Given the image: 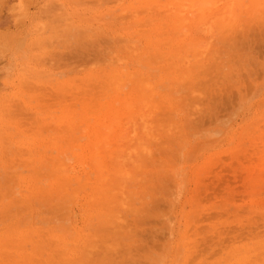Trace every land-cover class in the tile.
I'll list each match as a JSON object with an SVG mask.
<instances>
[{
  "label": "rangeland",
  "instance_id": "obj_1",
  "mask_svg": "<svg viewBox=\"0 0 264 264\" xmlns=\"http://www.w3.org/2000/svg\"><path fill=\"white\" fill-rule=\"evenodd\" d=\"M0 37V264H264V0H0Z\"/></svg>",
  "mask_w": 264,
  "mask_h": 264
},
{
  "label": "bare ground",
  "instance_id": "obj_2",
  "mask_svg": "<svg viewBox=\"0 0 264 264\" xmlns=\"http://www.w3.org/2000/svg\"><path fill=\"white\" fill-rule=\"evenodd\" d=\"M18 35V34H17ZM6 37V36H5ZM0 39H1V37H0ZM17 39H15V41H16ZM1 41V40H0ZM4 41H5V39H4ZM6 41H8V40H6ZM9 42V41H8ZM8 42H5V44L6 43H8ZM11 42V41H10ZM9 42V43H10ZM17 42V41H16ZM19 42V41H18ZM2 45H5V44H3V39H2V42H0ZM12 43V42H11ZM11 45H13L14 46V44L12 43V44H10V47H11ZM7 46V45H6ZM2 47V46H1ZM5 47V46H4ZM16 48V47H15ZM7 49V48H6ZM18 50V49H17ZM1 99V98H0ZM1 100H3V99H1ZM4 101V100H3ZM1 103V102H0ZM4 103V102H3ZM3 105V104H2ZM0 106H1V104H0ZM1 110V109H0ZM5 110H6V108H5ZM5 110L3 111V112H5ZM2 111V110H1ZM1 113V112H0ZM10 114V113H9ZM0 118H1V116H0ZM6 118V117H5ZM3 119V118H2ZM6 120V119H5ZM7 121V120H6ZM9 121V120H8Z\"/></svg>",
  "mask_w": 264,
  "mask_h": 264
}]
</instances>
